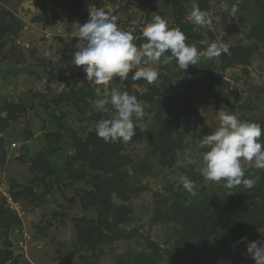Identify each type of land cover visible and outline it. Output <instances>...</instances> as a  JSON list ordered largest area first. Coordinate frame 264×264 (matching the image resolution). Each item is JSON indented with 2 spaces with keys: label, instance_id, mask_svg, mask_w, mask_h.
I'll return each instance as SVG.
<instances>
[{
  "label": "rangeland",
  "instance_id": "1",
  "mask_svg": "<svg viewBox=\"0 0 264 264\" xmlns=\"http://www.w3.org/2000/svg\"><path fill=\"white\" fill-rule=\"evenodd\" d=\"M55 1L58 2L57 20L45 25L33 17L50 1L0 0V118H7L0 128V204L13 218L9 226H0V252L11 253L3 264H86L89 259L96 260V264H145L146 259L140 254L150 249L143 246L141 237L95 247H87L78 237V219L86 217L94 222L100 219L96 208L90 206L83 210L80 199L95 190L94 179L101 172L86 167L84 177L71 176L72 171L65 163L69 154H75L71 146L75 138H84L95 131L96 123L89 117L97 112L92 103L100 98L96 88H101L103 93L104 86L90 84L83 66L73 65L72 57L78 50L75 45L79 38L75 35L79 24L87 20L83 15L89 17L90 7H103L117 16L118 26L132 32L139 47L145 42L142 30L154 16H161L171 25L168 0H84L76 16L70 15L64 0ZM24 2L34 4L35 13L23 9ZM222 2L228 10L221 8ZM194 4L197 3L193 0L184 2V22L203 37L200 44L205 49L199 52L201 59L197 65L184 70L176 64L171 72L162 62L153 63L145 58L141 66L156 68L160 73L154 83L143 79L134 81L130 72L123 81L114 78L109 86L120 87L130 78L131 88L139 93L137 99L145 113L141 119L133 117L142 140L132 137L118 144V160H125L124 167L135 189L127 192L128 200L122 201L116 193H112L111 200L116 204H130L128 222L123 225L126 229H136L137 233L149 236L162 249L170 246L174 227L162 218L154 219V208L168 196V187L174 185L176 189L181 184L180 177L186 176L185 171L201 174L202 156L208 149L198 144L220 125L218 112L236 113L241 120L259 123L264 129V48L253 52L250 64L236 63L224 70H221L220 55L205 56L212 42L223 43L229 51L252 44L248 34L260 20L258 4L255 0H208V8L202 11L208 14L211 27L194 23L190 15ZM234 4L238 6L235 15L231 13ZM212 74H220L229 83L224 97L217 94L218 82ZM183 80H190L193 85L183 87ZM144 93L148 100L141 98ZM46 103L51 104L48 111L44 108ZM77 106L83 108L78 110ZM108 107L110 118L115 110L111 105ZM190 110L198 117L187 113ZM51 111L60 119H54ZM169 122L177 127L172 138L178 144L170 167L159 162V141H155L158 129ZM58 131L57 150L49 157L57 167L56 174L44 178L41 169L35 166L36 156L47 144L46 134ZM260 141L264 142V133ZM31 143L35 148L32 152ZM185 155L192 163L178 166L177 160ZM74 167V170L80 168L78 164ZM244 167L252 172H264L255 168L254 163L244 162ZM225 184L223 180L212 182L205 178L202 183H195L198 196L194 204L203 211L204 198L215 197V202H223L242 186L227 188ZM44 186L50 189L48 193L61 209L59 212L41 211ZM210 190L215 193L212 195Z\"/></svg>",
  "mask_w": 264,
  "mask_h": 264
},
{
  "label": "trees",
  "instance_id": "2",
  "mask_svg": "<svg viewBox=\"0 0 264 264\" xmlns=\"http://www.w3.org/2000/svg\"><path fill=\"white\" fill-rule=\"evenodd\" d=\"M48 1H50L49 5L42 7L40 14L33 17L36 22L47 25L54 24L57 20L58 12L55 8L58 6V2ZM186 1L188 0H168L167 4L170 6L172 16V23L169 27L180 28L187 37L186 43L195 44L200 52L205 49L200 44L203 39L201 33L193 31L191 25L184 22L186 13L184 2ZM64 2L67 3L68 11L72 16L78 15V10L84 4V0H64ZM193 2L197 3L201 10L208 8V0H193ZM255 2L259 6L260 20L248 34V38L253 42L247 47L240 45L233 51L228 50L226 53H221V70L236 63L250 64L253 52L259 47L264 48V0H255ZM82 18L88 19L85 15ZM167 54L170 55V53ZM176 66L175 60L166 65L171 72L175 70ZM209 70L213 72L210 65ZM212 76L218 82L215 88L217 94L224 97V90L229 89V83L220 74H212ZM129 79L122 84L123 90L139 97V93L131 88ZM181 82L183 87L193 85L190 80ZM146 95L142 94L141 98L148 100ZM58 102L59 100H54V103ZM50 103L44 105L47 111L51 107ZM77 108L81 110L83 107L77 106ZM53 111L51 112L54 119H60ZM187 113L197 116L194 110ZM102 118H109V114L97 111L90 115L89 120L96 123ZM6 121L7 118H0V128L6 124ZM172 123L169 122L166 126L158 129L155 137V141H159L157 149L160 156L159 162L168 167L174 164L177 155L175 146L178 145L172 138L177 128ZM60 126L61 123L58 122V127L60 128ZM133 137L137 141L142 140L138 129H135ZM45 139L47 144L39 151L35 161V166L41 169L44 178L56 174L57 167L51 163L49 157L57 150V140L60 139L59 131L47 133ZM120 141L105 142L92 130L84 138H75L71 145L75 154H69L68 161L65 163V167L72 171L71 176L77 177L81 174L80 176L84 177L86 167L101 172V175H96L97 177L94 179L95 190L86 193L80 199L83 210L92 206L100 214L98 222L88 220L86 217L81 218L80 221L78 219L76 225L78 237L83 243H87V247L112 243L115 240L128 241L141 237L144 241L143 246L150 249V252L140 254L145 257V264H255L254 260L246 254L245 243L240 242V238L246 236L248 241L264 240L263 171L254 170L252 172L247 169L245 172V178L259 177V182L253 189H247L242 185L235 190L238 191L236 194L229 195L228 199L223 202H215V197H203V202L206 205L203 211L194 204L198 194L190 195L182 184L178 185L176 189L174 185L168 187L166 189L168 196L157 202L153 212L154 219L162 218L164 222H169L174 227L172 230L175 235L173 234L170 246L162 249L161 246L154 244L149 236L137 233L136 229H126L123 225L128 222V214L131 211L130 204H116L111 200L112 193H116L122 201L128 200L127 192H132L135 189V186L132 185L134 182H131V176L124 167L125 160L119 161L117 157ZM74 164H78L81 169L74 170ZM185 172L186 176L195 183H202L204 180L199 172L196 173L193 170ZM44 187L43 193L46 194L50 189ZM195 189L198 192L196 187ZM210 191L212 195L215 193L214 190ZM169 199L172 201L167 202ZM3 208L1 203L0 226L7 227L13 223L11 220L13 218ZM137 243L140 245L139 241ZM10 257V252H0V264ZM89 260L86 264H96V260Z\"/></svg>",
  "mask_w": 264,
  "mask_h": 264
},
{
  "label": "clouds",
  "instance_id": "3",
  "mask_svg": "<svg viewBox=\"0 0 264 264\" xmlns=\"http://www.w3.org/2000/svg\"><path fill=\"white\" fill-rule=\"evenodd\" d=\"M221 8L228 10L226 3ZM238 6L233 5L231 13L235 15ZM192 20L199 27H211L208 14L194 4L190 13ZM145 42L139 47L134 42L137 37L130 31L118 26V18L103 7L89 8L88 19L79 24L75 37L79 38L75 47L78 49L72 57V64L83 66L85 78L97 87L98 97L93 106L97 111L108 113L111 105L115 110L110 118H102L95 124V132L105 142L118 140L129 141L135 135L133 117L141 119L145 115L142 104L135 95L120 87L109 86L114 78L121 81L132 72V79L145 80L154 83L160 73L156 68L141 66L145 58L153 63L165 65L174 60L180 69L186 70L190 65H197L201 59L195 44L186 43L187 37L180 28L169 27L167 21L159 15L142 30ZM228 49L221 42H212L206 52L207 58L226 53ZM170 53V55H166ZM163 58V59H162ZM133 69H136L133 72ZM220 125L205 135L198 147H207L203 153L201 175L208 181H225L227 188L243 185L253 189L259 182V177L245 178L247 169L244 162L255 168L264 169V142L260 141L264 129L259 123L241 120L236 113L220 110L218 112ZM192 163L189 156L177 160L178 166ZM183 188L192 196H196L195 182L187 176L180 177ZM245 243L246 254L255 264H264V240L248 241L246 236L240 238Z\"/></svg>",
  "mask_w": 264,
  "mask_h": 264
},
{
  "label": "water",
  "instance_id": "4",
  "mask_svg": "<svg viewBox=\"0 0 264 264\" xmlns=\"http://www.w3.org/2000/svg\"><path fill=\"white\" fill-rule=\"evenodd\" d=\"M22 8L23 9H28V11L31 13H35V5L28 3V2H24L22 4ZM23 41H25V39H23ZM29 150L30 152L35 151V148L33 146V144L31 143L29 145ZM41 211H45V210H51L53 212H59L61 209L56 205L55 201H54V197L50 194V193H46L41 197Z\"/></svg>",
  "mask_w": 264,
  "mask_h": 264
}]
</instances>
